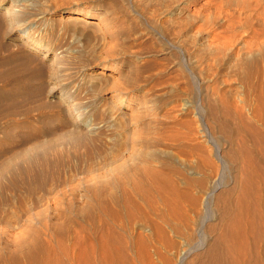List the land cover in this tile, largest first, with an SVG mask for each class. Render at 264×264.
I'll use <instances>...</instances> for the list:
<instances>
[{
	"label": "rangeland",
	"instance_id": "obj_1",
	"mask_svg": "<svg viewBox=\"0 0 264 264\" xmlns=\"http://www.w3.org/2000/svg\"><path fill=\"white\" fill-rule=\"evenodd\" d=\"M0 15V264H264V0Z\"/></svg>",
	"mask_w": 264,
	"mask_h": 264
},
{
	"label": "bare ground",
	"instance_id": "obj_2",
	"mask_svg": "<svg viewBox=\"0 0 264 264\" xmlns=\"http://www.w3.org/2000/svg\"><path fill=\"white\" fill-rule=\"evenodd\" d=\"M21 10H22V9H21ZM19 12H20V11H19V10L17 9V7L13 4V5H10L9 8L5 9V10L2 12V16H3V19H4V17L7 18V17H9V16H15V15H17ZM83 15H85L86 17H89V16H90V13H88V12H84ZM0 16H1V15H0ZM7 19H8V18H7ZM54 62H55V61H54ZM256 179H257V178H256ZM261 180H262V179H261ZM254 182H255V181H254ZM158 183H159V182H158ZM161 184H163V183H161ZM164 184H165V183H164ZM263 185H264V184H263ZM163 186H164V185H163ZM246 187H247V186H246ZM165 188H166V187H165ZM166 190H167V189H166ZM258 190H259V189H258ZM164 191H165V190H164ZM165 192H166V191H165ZM172 192H173V191H172ZM258 192H259V191H258ZM258 192H257V193H258ZM170 193H171V192H170ZM175 193H176V192H175ZM257 193H256V194H257ZM171 194H172V193H171ZM259 194H260V193H259ZM259 194H258V195H259ZM263 194H264V193H263ZM159 195H160V194H159ZM261 196H262V195H261ZM257 197H258V196H257ZM176 198H177V197H176ZM258 198H259V197H258ZM258 198H256V196H255V199H256V200H254V199L252 198L254 201H252V199H251V201H252L251 204H253L255 201H257ZM152 199H153V198H152ZM260 199H262V197H260ZM171 200H172V199H171ZM166 201H167V200H166ZM237 202H238V201H237ZM261 202H262V201L260 200V203H261ZM166 203H167V202H166ZM241 204H242V203H241ZM246 204H247V203H246ZM258 204H259V201H258L257 204L254 203L255 206H256V205L258 206ZM263 204H264V202H263ZM263 204H262V205H263ZM244 205H245V204H244ZM260 205H261V204H260ZM247 206H249V205L247 204ZM251 207H252V206H251ZM262 207H263V206H262ZM256 208H258V207H255L253 210H254L255 212L257 211V213H255V212H254V213L258 215V214H260V213L258 212V210H255ZM263 208H264V207H263ZM248 209H249V208H247L246 211H247ZM240 210H241V209H240ZM243 210H244V209H243ZM259 210H261V209L259 208ZM262 211H263V210H262ZM241 212H242V211H241ZM241 212H240V213H241ZM243 212H244V211H243ZM243 212H242V213H243ZM242 213H241V215H242ZM245 213H246V212H245ZM245 213H243V214H245ZM261 213H262V212H261ZM263 213H264V212H263ZM241 215H240V216H241ZM250 215H251V214H250ZM262 215H263V214H262ZM262 215H259V216L263 217ZM240 216H239L238 218H240V221H241V217H240ZM253 216H255V215H253ZM250 217H251V216H250ZM246 218H247V217H246ZM256 218H257V221H258V222L261 220V218L259 219L258 216H257ZM252 219H253V217H252ZM252 219H251V220H252ZM235 220H236V219H235ZM238 220H239V219H237L236 222L239 223ZM242 220H243V219H242ZM246 220H247V219H246ZM246 220L244 219L245 222H246ZM251 220H248V221H251ZM262 220H263V218H262ZM262 220H261V221H262ZM248 221H247V223H248ZM255 221H256V220H255ZM261 221H260V222H261ZM263 222H264V221H262V223H263ZM242 223H243V221H242ZM255 223H257V222H254L253 224H255ZM233 224H234V223H233ZM257 224H258V223H257ZM257 224H256V225H257ZM263 224H264V223H263ZM234 225H236V224H234ZM234 225H233L232 227H235ZM244 225H245V224H244ZM246 225H247V224H246ZM249 225H250V224L248 223V226H249ZM261 225H262V224H261ZM261 225L259 224V227H258V228L263 227V226H261ZM240 226L242 227V225H240ZM251 226H253V225H251ZM251 226H249L250 229H252ZM257 226H258V225H257ZM243 227L245 228V226H243ZM253 227H254V226H253ZM230 228H231V227H230ZM238 228H239V227H238ZM255 228H257V227H255ZM255 228H254V229H255ZM263 228H264V227H263ZM263 228H261V229H263ZM231 229H232V228H231ZM231 229H230V231L232 232ZM236 229H237V228H236ZM245 229H246V228H245ZM250 229H249V230H250ZM256 230H257V229H256ZM236 231H237V230H236ZM238 231H239V230H238ZM240 231H241V230H240ZM251 231H253V229H252ZM258 231H259V230H258ZM243 232H244V231H243ZM234 233H235V232H234ZM236 233H237V232H236ZM239 233H242V232H239ZM231 234H232V233H231ZM108 235H109V234H108ZM228 235H229V234H228ZM233 235H234V234H233ZM243 235L245 236V238H247L245 232H244ZM243 235H242V234H241V235H237V237L239 236L238 238H240V237L243 236ZM110 236H111V235H110ZM235 236H236V235H235ZM229 237H231V236H229ZM259 237H260V236H259ZM104 238H107V237L105 236ZM104 238H103V239H104ZM232 238H234V237H232ZM232 238H230V239L228 238V239L231 241ZM242 238H243V237H242ZM242 238H240L241 241H239V239H238V243H239V242L242 243L244 240H245V241L247 240V239H243V241H242ZM109 239H110V237H109ZM111 239L113 240V237H112ZM234 239H236V238H234ZM82 240H83V239H82ZM86 240H87V239H86ZM86 240H83V242L85 241L84 244L79 243L80 240H78V241H79L78 243H79V244H82V245L84 246V245H86ZM104 240H105V239H104ZM104 240H102V244H104V243H103ZM107 240H108V239H107ZM236 240H237V239H236ZM89 241H90V239H89ZM234 241H235V240H234ZM234 241H232L231 243H233ZM250 241H251V240H250ZM105 242H106V241H105ZM107 242H108V241H107ZM110 242H111V241H109V243H110ZM119 242H120V241H119ZM247 242H248V241H247ZM251 242H252V241H251ZM255 242H256V241H255ZM92 243H93V242H92ZM99 243H101V241L98 242V244H99ZM111 243H112V242H111ZM111 243L108 244V246L110 245V247H111V248L109 247L110 249H108V250H107V248H106L107 245L104 244V245H106L105 248H106V250H107V252H104V258H103V259H104V261L106 262V263H104V264H113L114 262L117 263V264H124V262H125V258H123V255H119L120 253H118V254H117V255H118L117 257L112 256L110 250L113 249L115 246L111 245ZM228 243H229V242H228ZM231 243H229V246H228V247L231 246ZM240 243H239V244H240ZM244 243H245V242H244ZM88 244H89V243H88ZM98 244H97V245H98ZM113 244H114V243H113ZM100 245H101V244H99L98 246H100ZM114 245H115V244H114ZM223 245H224V244H223ZM243 245H244V244H243ZM246 245L248 246V243H247ZM255 245H256V244H255ZM255 245H254V246H255ZM91 246H92V245H91ZM91 246H90V244H89V248H88V249H90ZM93 246H94V245H93ZM102 246H103V245H102ZM225 246H226V244H225ZM232 246H236V244L233 243ZM95 247H96V246H94V248H95ZM100 247H101V246H100ZM112 247H113V248H112ZM117 247H119L118 244H117ZM237 247H238V244H237ZM239 247L242 248V247H244V246H240V245H239ZM255 247H256V246H255ZM92 248H93V247H92ZM96 248H97V247H96ZM96 248H95V249H96ZM101 248H102V247H101ZM105 248H104V249H105ZM231 248H233V247H231ZM231 248H230V253H231V251H234V250H231ZM241 248H240V249H241ZM95 249H94V250H95ZM115 249H116V248H115ZM115 249H114V250H115ZM243 249H244V248H243ZM246 249H247V248H246ZM84 250H85V249H84ZM99 250H102V249H99ZM95 251H96V250H95ZM244 251H246V250L244 249ZM244 251H243V253H244ZM85 252H86V251H85ZM88 252H89V251H88ZM224 252H225V251H224ZM226 252H227V251H226ZM248 252H249V251H248ZM86 253H87V252H86ZM246 253H247V252H246ZM91 254H92V252H91ZM91 254H89V255H91ZM94 254H95V253H94ZM94 254H93V255H94ZM100 254H101V253H100ZM100 254H99V256H100ZM227 254H228V252H227ZM231 254L234 255L233 252H232ZM237 254H238V253H237ZM239 254H241V253L239 252ZM249 254H250V252H249ZM217 255H218V254H217ZM229 255H230V254H229ZM95 256H96V255H95ZM215 256H216V255H215ZM245 256H246V255H245ZM248 256H249V255H248ZM260 256H261V255H260ZM87 257L91 258L90 256H87ZM232 257H234V256H232ZM235 257H236V256H235ZM235 257H234V258H235ZM257 257H258V256H257ZM89 258H88V260H89ZM99 258H100V257H99ZM99 258H98V259H99ZM101 258H102V257H101ZM214 258H215V257H214ZM240 258H241V257H240ZM244 258H245V257H244ZM250 258H251V257H250ZM96 259H97V258H96ZM96 259H95V260H96ZM98 259H97V260H98ZM225 259H226V258H225ZM230 259H231V258H230ZM236 259H237V257H236ZM258 259H260V258H257L256 261H257ZM93 260H94V258H93ZM95 260H94V261H95ZM232 260H233V258H232ZM232 260H231V261H232ZM241 260H243V258H242ZM91 261H92V260H90V262H91ZM94 261H93V262H94ZM229 261H230V260H229ZM243 261H244V260H243ZM245 261H246V260H245ZM46 262H47V261H46ZM60 262H61V261H60ZM222 262H223V261H222V258L219 257L218 259H216V263H215V264H221ZM227 262H228V261H227ZM257 262H259V260H258ZM95 263H96V261H95ZM225 263H226V261H225ZM232 263H233V261H232ZM232 263H231V264H232ZM234 263L236 264V261H235V260H234ZM234 263H233V264H234ZM238 263H240L239 260H238ZM242 263H243V262H242ZM92 264H93V263H92ZM99 264H100V263H99ZM227 264H228V263H227ZM258 264H259V263H258ZM261 264H262V263H261Z\"/></svg>",
	"mask_w": 264,
	"mask_h": 264
}]
</instances>
